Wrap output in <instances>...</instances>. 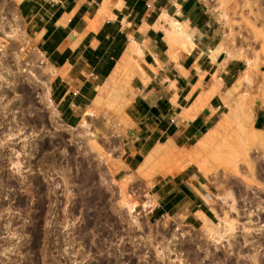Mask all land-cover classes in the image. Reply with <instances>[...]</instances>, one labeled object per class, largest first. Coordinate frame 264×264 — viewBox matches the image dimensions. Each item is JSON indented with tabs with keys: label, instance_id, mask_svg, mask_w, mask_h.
Returning <instances> with one entry per match:
<instances>
[{
	"label": "rangeland",
	"instance_id": "374dc122",
	"mask_svg": "<svg viewBox=\"0 0 264 264\" xmlns=\"http://www.w3.org/2000/svg\"><path fill=\"white\" fill-rule=\"evenodd\" d=\"M18 1L0 0V264H264V127L255 125L264 111V0H200L217 48L240 67L224 113L197 143L158 147L136 169L125 167L124 149L129 63L140 51L128 47L121 74L98 83V101L69 127ZM181 180L205 203L199 226L147 215L149 195Z\"/></svg>",
	"mask_w": 264,
	"mask_h": 264
},
{
	"label": "crops",
	"instance_id": "0c3cea01",
	"mask_svg": "<svg viewBox=\"0 0 264 264\" xmlns=\"http://www.w3.org/2000/svg\"><path fill=\"white\" fill-rule=\"evenodd\" d=\"M18 6L26 33L53 70L50 95L69 127L78 124L98 83L128 47L140 51L129 63L136 66L127 169L138 168L158 147L197 143L220 121L222 95L240 67L215 51L216 29L200 0H19ZM172 24L181 32L172 34L170 48L165 34ZM255 122L264 127L262 109ZM187 182L155 184L149 196L156 204L147 215H182L190 226L208 220L202 197Z\"/></svg>",
	"mask_w": 264,
	"mask_h": 264
},
{
	"label": "bare ground",
	"instance_id": "6f19581e",
	"mask_svg": "<svg viewBox=\"0 0 264 264\" xmlns=\"http://www.w3.org/2000/svg\"><path fill=\"white\" fill-rule=\"evenodd\" d=\"M104 8V7H103ZM102 8V9H103ZM178 33V32H181V26L179 24L177 25H174L172 24L171 26H169V29L166 31V40L168 41V44H172L171 41H172V34L173 33ZM174 41V40H173ZM174 44V43H173ZM172 46V45H171ZM170 46V47H171ZM217 53H219V51H221V49L219 48H216L215 50ZM215 52V53H216ZM126 54L127 52L123 55V57L117 62V64L115 65V67L113 68L112 72L110 73L109 75V80L111 81H115V79L121 74L122 70H123V67H124V64H125V60H126ZM214 81V80H213ZM110 83V81H108ZM263 87H264V83L262 84ZM213 88V87H212ZM215 89V88H214ZM102 90V89H101ZM213 90V89H212ZM214 91V90H213ZM100 94V93H99ZM96 101H98V98L96 97L95 99ZM262 102V101H261ZM254 105V104H253ZM254 112V111H253Z\"/></svg>",
	"mask_w": 264,
	"mask_h": 264
},
{
	"label": "trees",
	"instance_id": "16d2710c",
	"mask_svg": "<svg viewBox=\"0 0 264 264\" xmlns=\"http://www.w3.org/2000/svg\"><path fill=\"white\" fill-rule=\"evenodd\" d=\"M204 212L206 213V215H208V212L204 209Z\"/></svg>",
	"mask_w": 264,
	"mask_h": 264
}]
</instances>
